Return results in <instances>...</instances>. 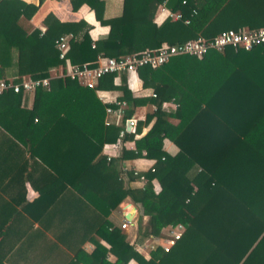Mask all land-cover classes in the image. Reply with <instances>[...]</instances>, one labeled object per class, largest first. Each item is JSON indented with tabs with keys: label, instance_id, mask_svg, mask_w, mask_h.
Segmentation results:
<instances>
[{
	"label": "trees",
	"instance_id": "obj_1",
	"mask_svg": "<svg viewBox=\"0 0 264 264\" xmlns=\"http://www.w3.org/2000/svg\"><path fill=\"white\" fill-rule=\"evenodd\" d=\"M44 1L0 0V80L48 77L63 65L54 41L64 35H71L66 58L80 66L97 56L118 58L198 36L211 40L223 31L264 28V0H118L109 15L112 0H69L71 11L85 5L108 28L94 41L85 32L73 42L76 23L54 19L43 31L26 26ZM162 6L180 20L154 21ZM126 76L106 75L94 89L51 79L47 89L0 95V164L39 165L44 177L35 202L38 229L25 237L19 261L264 264V45L228 46L201 58L176 56L155 69L139 68L144 96L130 92ZM104 91L117 92L114 100L125 103L120 118L105 113L113 106L98 100L97 92ZM141 107L143 120L133 134L126 132L124 121ZM142 127L147 132L135 139ZM120 131L119 154L106 161L102 147L117 142ZM125 141L133 142V150L123 147ZM140 158L153 163L137 176L120 167ZM119 176L126 186L107 188ZM139 177L141 185L132 186ZM47 196L50 204L43 201ZM125 200L136 208L138 244L164 239L169 227L183 228L167 253L154 246L145 259L110 222L111 211ZM13 253L9 264H16Z\"/></svg>",
	"mask_w": 264,
	"mask_h": 264
},
{
	"label": "crops",
	"instance_id": "obj_2",
	"mask_svg": "<svg viewBox=\"0 0 264 264\" xmlns=\"http://www.w3.org/2000/svg\"><path fill=\"white\" fill-rule=\"evenodd\" d=\"M26 3L35 4L36 0H21ZM44 12H40L42 7ZM49 5V6H47ZM118 0H112L111 4H108L106 14H113V12L118 9ZM164 13L159 15L160 9L157 12L154 21L157 19L165 18L166 12H168L164 7ZM41 13L40 17H37ZM39 20H38V19ZM58 20L59 22H69L76 23L77 30L73 38V42H78L81 39L82 34L85 32L88 34L89 38L94 41L98 36L104 35L108 32L107 27L100 26L95 20L93 13L88 9L87 6L82 5L76 12L71 11L69 0H45L42 5L37 9L36 13L31 17V19L25 24L27 27L32 26V28H37L43 31L45 27L52 21ZM35 21L38 23L35 24ZM67 47V51H68ZM115 85H118V80L114 81ZM126 84L128 89L134 95L144 96L147 95L146 91L141 90V82L135 74H129L126 76ZM104 98L107 103L114 100L118 94L117 92H103ZM153 109V108H152ZM145 109L144 107L135 110L132 117L137 121H142L144 118ZM148 130V127H142L140 135H135V139L144 135ZM164 148L171 151V144L169 142H164ZM123 147L126 150H133L134 144L132 141H125ZM120 150L112 151L107 149L106 152L109 153L115 159ZM103 155V154H102ZM4 158L2 155L0 156ZM27 158V154H24L22 161ZM9 161V160H8ZM153 161L145 158L126 160L120 164V167L124 170L136 169L140 172L147 171L150 168ZM41 169L39 165H6L0 164V264H9V254L13 253L10 251V246L16 245V264H23V259L19 261V254L23 252V245L25 244V237L29 236L38 229L37 222L35 221L39 218L40 206L36 204L39 200V190L38 186L44 177L40 174ZM48 176H45V179ZM50 181V180H49ZM154 188L156 189L155 182H153ZM141 183L139 181L132 184V186L139 187ZM107 188H119L126 186L125 176H119L112 178L107 181ZM51 194V192L49 193ZM48 195V194H47ZM51 198V199H48ZM52 197L47 196V199L43 201L50 204L52 202ZM56 201V200H55ZM36 202V203H35ZM133 206L128 200L122 202L117 209L111 211L109 215L110 222L119 227L124 219L123 216L128 212L130 207ZM135 215L133 216V224L127 227L123 231L128 233V231H134L131 236V244L136 243V225H135ZM126 233V234H127ZM128 237V235H127ZM129 241V238H128ZM22 246L21 249L18 246ZM92 247L88 244L84 245V250L90 251ZM14 252V253H15ZM13 253V254H14ZM34 253V250H32ZM113 258L110 256L109 260ZM19 262V263H18ZM128 264H135L134 262H129Z\"/></svg>",
	"mask_w": 264,
	"mask_h": 264
},
{
	"label": "built area",
	"instance_id": "obj_3",
	"mask_svg": "<svg viewBox=\"0 0 264 264\" xmlns=\"http://www.w3.org/2000/svg\"><path fill=\"white\" fill-rule=\"evenodd\" d=\"M161 15L164 13L163 6L159 8ZM159 11V10H158ZM168 11V10H167ZM172 20H180L179 14H172L169 11L166 12V16ZM184 21V24H187ZM71 39V35H64L58 37L54 41V46L58 51L59 60L63 61V65L57 69H51L49 76L42 79H31L29 77H22L18 83L4 82L0 80V95L11 91L14 94L20 92L26 93L34 91L38 88L47 89L51 79H69L75 81L80 86L94 89L97 81L106 75H121V74H135L136 70L142 67H149L155 69L165 63L171 58L176 56H192L201 58L208 51H222L225 47L242 48L244 50H250L253 47L264 45V28L258 29L253 32H234V31H223L211 40H206L201 36H198L194 40H190L181 44L172 46H162L155 50H144L142 52L127 55L118 58H104L97 56L96 60L92 63L78 65H72L66 58L68 42ZM103 92H97L98 100L102 103H107L104 98ZM151 97H154L152 94ZM107 104H112L113 108H105L107 115H113L116 118H120L125 109V103L123 101L112 100ZM154 110V108L152 109ZM108 124V122H106ZM136 126V120L130 117L124 121V130L131 134L134 133ZM124 132L120 131L118 135V141L112 144H107L102 147V154L106 161L111 159V155L106 152L109 148L112 151L120 150L121 142ZM144 155V153H142ZM132 173L134 176L138 175V170L133 169ZM139 182H143L142 177L138 178ZM133 224V218L131 221L122 220L119 225L120 230H124ZM183 228L180 225L176 227H169L165 233V238L157 240L154 244L148 241L142 244H133L134 250L142 255L145 259L148 258L149 252L154 249V246L159 247L163 253H167L170 248L178 241L181 237Z\"/></svg>",
	"mask_w": 264,
	"mask_h": 264
},
{
	"label": "water",
	"instance_id": "obj_4",
	"mask_svg": "<svg viewBox=\"0 0 264 264\" xmlns=\"http://www.w3.org/2000/svg\"><path fill=\"white\" fill-rule=\"evenodd\" d=\"M135 212H136V208L134 206H131L128 212L123 216V218L126 221H131L133 216L135 215Z\"/></svg>",
	"mask_w": 264,
	"mask_h": 264
},
{
	"label": "rangeland",
	"instance_id": "obj_5",
	"mask_svg": "<svg viewBox=\"0 0 264 264\" xmlns=\"http://www.w3.org/2000/svg\"><path fill=\"white\" fill-rule=\"evenodd\" d=\"M127 233V232H126ZM132 234H134V231H128L127 235H128V238H129V242L131 241V236Z\"/></svg>",
	"mask_w": 264,
	"mask_h": 264
}]
</instances>
